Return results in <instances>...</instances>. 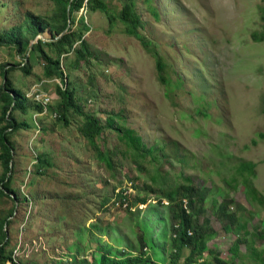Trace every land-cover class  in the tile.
Masks as SVG:
<instances>
[{
    "label": "rangeland",
    "instance_id": "1",
    "mask_svg": "<svg viewBox=\"0 0 264 264\" xmlns=\"http://www.w3.org/2000/svg\"><path fill=\"white\" fill-rule=\"evenodd\" d=\"M103 1L106 13L85 1L68 22L84 32L89 51L84 60L77 58L78 42L59 56L47 44L42 51L58 57L76 104L107 127L96 142L110 153L111 167L79 133L81 115L69 108L67 122L61 118L56 92L61 81L44 76L42 52L34 49L35 38H30L27 14L47 20L57 3L0 0V34L14 30L28 38L21 50L14 44L0 45V84L7 75L25 96L32 85L41 83L50 96L46 112H38L26 96L22 107L14 110L28 127L11 134L15 151L9 190L0 194V223L10 219L3 228L12 261L92 263L98 246L139 251L138 235L145 229L152 240L149 254L169 264L174 247L168 202H159L163 190L150 185L157 168L170 181L189 178L203 191L204 200L190 210L200 224L215 231L204 258L215 264L207 252L211 249L230 260V248L241 236L247 242L239 244L234 264H258L264 258V238L257 235L264 228V205L247 200L237 167L241 162L254 165L251 179L264 196V0H150L158 19L146 0ZM125 2H132L140 17L139 30L148 49L126 34L117 17ZM52 34L46 27L37 35L49 41ZM153 51L163 62L166 84L158 79ZM110 116H117L113 128L108 126ZM117 126L134 129L144 144L155 147L141 168L119 140ZM39 154L48 162L39 166ZM2 174L0 164V178ZM124 185L132 188L130 211L112 201ZM168 192L173 195V190ZM143 195L148 197L146 204L136 203ZM222 206L236 212L244 226L236 229L232 223L227 231L229 218ZM187 254L183 247L178 263L183 264Z\"/></svg>",
    "mask_w": 264,
    "mask_h": 264
},
{
    "label": "trees",
    "instance_id": "2",
    "mask_svg": "<svg viewBox=\"0 0 264 264\" xmlns=\"http://www.w3.org/2000/svg\"><path fill=\"white\" fill-rule=\"evenodd\" d=\"M58 7L53 16L47 20H42L38 16L32 13L27 14L29 23L27 24L28 31L30 32V38L34 39L36 35L43 31L46 27H50L53 34L51 40L44 41L41 38H37L35 41L34 49L42 52L41 58L44 61L43 74L47 78L58 77L61 81L56 86V92L61 99L60 102V116L66 123L65 111L72 108L79 115L82 116L83 122L79 127V133L88 141L92 148H95L97 157L105 161L106 164L111 167V156L110 153L100 148L96 138L100 136L101 132L107 128L99 122V119L91 113L84 112L79 105L76 104L74 99V90L69 87L66 81L64 72L59 67V59L53 58L47 53L43 52L42 45L47 44L53 47L57 53V56L61 53L68 52L72 46L78 42L79 49L76 52L77 58L84 60L89 54L87 51V42L83 39L84 32L81 29H72L70 26L67 27L68 21L73 22V13L84 7V2H89L91 9H98L104 13L108 11V5L103 0H54ZM148 2V7L155 19H158L157 10ZM68 9V10H67ZM118 19L124 26L125 32L128 35L134 36L144 48H149L147 39L140 33L141 21L138 13L132 2H125L117 14ZM67 27V28H66ZM88 30V27H86ZM84 28V29H85ZM66 29V30H65ZM65 30V31H64ZM64 31V32H63ZM63 32V33H62ZM62 33V34H61ZM61 34V35H59ZM253 37L258 40L260 37L253 34ZM28 38L25 39L21 32L11 30L8 33L0 34V45L4 43L14 44L16 48L21 50L24 42L28 45ZM155 57V67L157 71L158 79L162 83H167L163 74V62L161 61L158 54L154 51L151 52ZM20 68L25 67L24 65L18 64ZM8 72V69H5ZM65 78V79H64ZM25 100V96L19 89L12 87L10 79L5 75L4 81L0 84V164L3 167V174L0 178V194L5 195V191L9 190L8 184L10 177L8 172L11 170V163L14 154V145L11 141V134L19 129L28 127V123L25 121H19L14 116V110L18 107H22ZM38 112L42 110L39 104H36ZM115 117H108V126L113 128ZM116 129L118 138L126 147V151L131 156L132 160L136 163L137 167L141 168V161L146 155H153L155 147H149L144 144L141 137L137 135L134 129L129 127L117 126ZM177 160H180L178 158ZM37 162L40 165L48 162L47 158L43 155H38ZM254 165L250 162H241L237 167V174L241 178V183L245 187L246 198L251 204L264 205V196L257 191L253 185L251 176L254 174ZM185 182L170 181L168 175L164 172L155 169V173L150 175V185L154 190L162 191L161 197L158 199L167 200V212L172 219L171 230L173 240V258L169 264H181L178 263V255L180 254L183 247L188 248V254L184 259L183 264H212L211 261L204 258L203 252L206 250V243L214 238L215 231L199 223L197 216L190 210L195 202H202L204 200L203 191L198 187H195L189 178L184 179ZM152 190V189H151ZM153 190V191H154ZM168 190H173L171 195ZM11 192V191H9ZM152 192V191H151ZM186 203L184 204V200ZM148 200L147 195L137 197L136 203L146 204ZM186 205V206H184ZM133 204L130 200L129 207L125 210H133ZM221 211L229 218V225H226V230H232L230 224H235L236 229L240 226H244L240 223V220L236 212L228 211V207L222 206ZM8 218V217H7ZM2 219L0 223V264H5L7 260L11 261V264H17L12 261L11 253L7 252V246L9 240L7 239V233L4 230V224L9 225L10 219ZM142 227V225H141ZM143 229V227H142ZM260 238H264V228L257 233ZM139 240V251L132 248L116 249L109 245L104 247L98 246L94 254V261L89 263L87 260H81L79 264H161L159 259L155 258L152 254H149L147 248L152 249V240L148 238V233L145 229L138 235ZM247 242L244 237L238 236L230 248L232 254L231 259L226 260L220 258L219 253L211 249H208V253L212 254V258L215 264H234L233 257L239 254L238 246L240 243ZM264 250V249H263ZM255 258L258 256L257 252H252ZM253 257V256H252ZM257 262V260H256ZM255 264V263H254ZM258 264H264V258L258 259Z\"/></svg>",
    "mask_w": 264,
    "mask_h": 264
},
{
    "label": "built area",
    "instance_id": "3",
    "mask_svg": "<svg viewBox=\"0 0 264 264\" xmlns=\"http://www.w3.org/2000/svg\"><path fill=\"white\" fill-rule=\"evenodd\" d=\"M25 96L28 97L35 104H39L42 107V110L39 111L40 113L47 111V107H48L49 102H50V96H49L48 92H46L41 87V83L32 85L29 88L28 92L25 94ZM131 185H132V183H131ZM131 185H129V186L124 185V186H121L118 189H116L115 196L112 198V201L113 202L116 201L117 206L121 209H126L127 207H129V203L131 200V199H129V197H130V192L132 191ZM185 203H186V201L184 200V204ZM184 206H186V205H184Z\"/></svg>",
    "mask_w": 264,
    "mask_h": 264
},
{
    "label": "water",
    "instance_id": "4",
    "mask_svg": "<svg viewBox=\"0 0 264 264\" xmlns=\"http://www.w3.org/2000/svg\"><path fill=\"white\" fill-rule=\"evenodd\" d=\"M67 10H68V9H67ZM68 22H69V21H68ZM67 27H68V23H67ZM67 27H66V28H67ZM65 30H66V29H65ZM65 30H64V31H65ZM61 34H62V33H61ZM61 34H59V35H61ZM37 38H39V35H37V36L35 37L34 41H36Z\"/></svg>",
    "mask_w": 264,
    "mask_h": 264
}]
</instances>
